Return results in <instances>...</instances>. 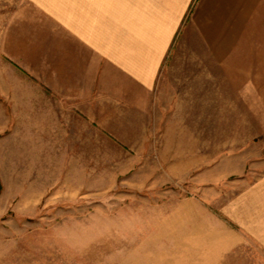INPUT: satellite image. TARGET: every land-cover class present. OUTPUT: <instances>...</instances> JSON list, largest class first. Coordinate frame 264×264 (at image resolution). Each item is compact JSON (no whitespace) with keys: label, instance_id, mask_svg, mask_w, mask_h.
Masks as SVG:
<instances>
[{"label":"rangeland","instance_id":"obj_1","mask_svg":"<svg viewBox=\"0 0 264 264\" xmlns=\"http://www.w3.org/2000/svg\"><path fill=\"white\" fill-rule=\"evenodd\" d=\"M41 19L0 0V264H264L249 240L217 246L220 204L264 168V48L257 96L244 93L248 61L224 78L178 41L151 110L32 122L4 91L27 75L40 86Z\"/></svg>","mask_w":264,"mask_h":264},{"label":"crops","instance_id":"obj_2","mask_svg":"<svg viewBox=\"0 0 264 264\" xmlns=\"http://www.w3.org/2000/svg\"><path fill=\"white\" fill-rule=\"evenodd\" d=\"M27 1L42 16L40 86L27 75L25 86L15 82L4 91L14 96L13 110L24 112L27 121L52 120L54 112L73 119L77 111H90L95 119L98 110H111L114 103L151 110L178 41L200 47L206 62L225 69L220 73L224 78L232 62L248 61L244 93H260L255 48H264V0ZM39 105L41 116L34 112ZM240 177L218 208V253L231 242L236 246L249 240L264 254V168Z\"/></svg>","mask_w":264,"mask_h":264}]
</instances>
